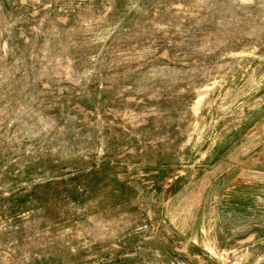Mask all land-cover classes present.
<instances>
[{
    "label": "rangeland",
    "instance_id": "obj_1",
    "mask_svg": "<svg viewBox=\"0 0 264 264\" xmlns=\"http://www.w3.org/2000/svg\"><path fill=\"white\" fill-rule=\"evenodd\" d=\"M0 264H264V0H0Z\"/></svg>",
    "mask_w": 264,
    "mask_h": 264
}]
</instances>
